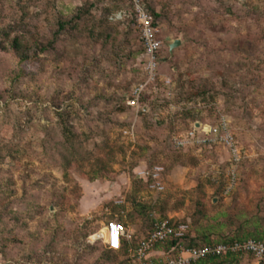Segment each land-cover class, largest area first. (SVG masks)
Segmentation results:
<instances>
[{
	"label": "rangeland",
	"instance_id": "rangeland-1",
	"mask_svg": "<svg viewBox=\"0 0 264 264\" xmlns=\"http://www.w3.org/2000/svg\"><path fill=\"white\" fill-rule=\"evenodd\" d=\"M143 1L163 47L159 78L133 107L146 76L130 0H0V264H135L130 251L108 261L93 241L111 219L135 249L156 218L190 222L193 237L226 214L264 218V0ZM15 38L45 49L20 61ZM65 109L73 146L57 125ZM223 117L238 164L226 144L176 145ZM157 165L160 192L141 175ZM230 234L212 230L208 242Z\"/></svg>",
	"mask_w": 264,
	"mask_h": 264
},
{
	"label": "built area",
	"instance_id": "built-area-1",
	"mask_svg": "<svg viewBox=\"0 0 264 264\" xmlns=\"http://www.w3.org/2000/svg\"><path fill=\"white\" fill-rule=\"evenodd\" d=\"M132 14L135 18L140 33L141 43L144 48V63L142 70L146 76L144 82L137 84L132 89L128 104L140 106V99L150 83L159 78L160 52L163 47L161 26L155 14L147 7L143 0H130ZM226 144L232 151V159L238 164L241 161V152L234 142L227 118L223 117L216 125H193L182 138L176 139L178 147L187 145L212 146ZM164 167L155 166L151 171H142L141 175L149 182V188L156 191L164 190ZM236 179L235 171L232 172V181ZM170 219L156 218L154 228L143 238L136 249H130L131 257L135 264H196L202 260L227 255L243 257L253 255L256 260L264 263V241L248 239L227 243H212L201 247H185L184 239L190 232V222L173 224ZM93 241L104 239L106 244L119 250L126 240L131 239L127 225L119 219H111L105 228L95 234ZM177 239L178 243L170 251L158 249L169 240Z\"/></svg>",
	"mask_w": 264,
	"mask_h": 264
},
{
	"label": "trees",
	"instance_id": "trees-1",
	"mask_svg": "<svg viewBox=\"0 0 264 264\" xmlns=\"http://www.w3.org/2000/svg\"><path fill=\"white\" fill-rule=\"evenodd\" d=\"M157 15V14H155ZM62 28L65 27V24L61 25ZM12 49L14 51L17 52V55L20 58V61H27L29 60L31 57H33L34 55H36L38 53V50H43L45 49V47H43L42 45H40L39 43H34L33 45H27L26 47L21 43V41H19L18 38H15L14 40H12L11 42V46ZM144 50V48H143ZM160 59H161V55H160ZM59 108H61L59 106ZM57 115L59 116V122L57 123L58 125V129L60 130V133L62 135V137L65 140V143L69 144L70 146H73L74 143L76 142V140L79 139L80 134H78L74 128V126L72 124H70L69 118L71 117V112L68 109L62 110V111H58ZM2 149L0 150V163H2V160L4 159V155L2 154ZM11 152V155H13L12 150H8ZM7 152V153H10ZM73 155L76 154L72 153ZM70 163V161H69ZM146 185L149 186V182L146 181ZM5 194L7 192H4ZM6 197L8 198V194L6 195ZM2 214L0 215V222H2ZM154 222L153 221V225L151 228V231L154 228ZM173 224H179L181 221H176V220H172L171 221ZM224 228H229L231 229V234L229 236H222L220 238V241L217 242H208L210 240V232L212 230H222ZM208 233L203 232L202 234L200 233H196V235L193 237L191 236L189 233L187 234L185 240L190 239V243L188 244V247H201L204 245H208V244H212V243H227V242H235V241H244V240H248V239H255V240H262L264 241V218L252 214L250 211H239L233 214H226V216L224 217L223 220L219 221L216 225H209L205 228ZM102 231V230H101ZM100 231V232H101ZM150 231V232H151ZM99 233V232H98ZM97 234V233H96ZM191 236V237H190ZM201 238L203 240V238L206 240V242L208 243H204L201 244ZM100 240H103L106 246L105 249V258L108 259V261L113 260L117 254L122 253V254H128L129 250L131 249L130 247H132V243H133V239L131 237L130 240H126L124 242V245L121 249L119 250H114L112 248H110L104 239H98L94 242H98ZM204 240V241H205ZM5 241H13L12 238L6 237ZM183 242V243H184ZM178 243L177 239H173V240H169L165 246L167 245L168 249L163 248L165 251H170L172 249L173 246H175ZM139 244V243H138ZM137 244V246H138ZM131 245V246H130ZM137 246L135 247V249L137 248ZM253 256V255H250ZM224 257H239L237 255H227V256H223V257H215V258H208L205 260H202L201 263L202 264H215V261L219 258H224ZM254 257V256H253ZM196 263V264H201Z\"/></svg>",
	"mask_w": 264,
	"mask_h": 264
},
{
	"label": "water",
	"instance_id": "water-1",
	"mask_svg": "<svg viewBox=\"0 0 264 264\" xmlns=\"http://www.w3.org/2000/svg\"><path fill=\"white\" fill-rule=\"evenodd\" d=\"M182 44L181 39H176L174 40L171 44H170V53L173 54V51L176 47L180 46ZM197 126L199 125V123L196 124ZM215 202H217V198H215L214 200ZM263 264V262H262Z\"/></svg>",
	"mask_w": 264,
	"mask_h": 264
},
{
	"label": "crops",
	"instance_id": "crops-1",
	"mask_svg": "<svg viewBox=\"0 0 264 264\" xmlns=\"http://www.w3.org/2000/svg\"><path fill=\"white\" fill-rule=\"evenodd\" d=\"M201 263V262H200ZM202 264V263H201ZM255 264H262V262H259L258 260L255 259ZM264 264V263H263Z\"/></svg>",
	"mask_w": 264,
	"mask_h": 264
}]
</instances>
